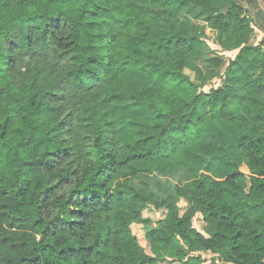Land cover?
<instances>
[{"label": "clouds", "instance_id": "9594fccd", "mask_svg": "<svg viewBox=\"0 0 264 264\" xmlns=\"http://www.w3.org/2000/svg\"><path fill=\"white\" fill-rule=\"evenodd\" d=\"M0 264H264V0H0Z\"/></svg>", "mask_w": 264, "mask_h": 264}]
</instances>
